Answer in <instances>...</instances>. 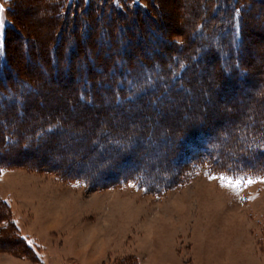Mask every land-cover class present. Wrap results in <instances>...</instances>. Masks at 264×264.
Here are the masks:
<instances>
[{"label":"rangeland","instance_id":"1","mask_svg":"<svg viewBox=\"0 0 264 264\" xmlns=\"http://www.w3.org/2000/svg\"><path fill=\"white\" fill-rule=\"evenodd\" d=\"M113 1L0 0V44L11 74V84L4 90L13 91L4 103L11 109H3L0 115V150L7 151L0 153V264H264V175L234 176L213 164L218 168L214 171L208 163L212 158H201L206 163L196 165L205 149L206 134L197 131L187 145L180 144L183 139L177 134L186 117L194 120L188 128L207 126L213 133L211 139H220L222 153L232 164H237L239 154L249 155L233 147L251 139L248 133L253 121L264 136V104L260 102L264 5L248 16L244 57L253 64L248 86L233 80L226 84L211 59L188 73L198 81L194 110L185 113L180 106L164 107L169 102L163 98L161 110L152 109L146 120L131 123L120 118L129 111L128 103L112 105L101 114L84 107L78 95L86 88V94L97 91L98 99L101 97L97 106H105L102 108H108L107 95L116 94L98 82L91 88L86 83V69L90 80L111 76L105 69L107 63H126L121 49L130 41L136 43L129 46L133 52L147 55L155 66H146L136 57L138 61H131L146 74H138L133 83L123 73L116 74L115 80L142 87L151 77L154 84L167 88V76L157 62L169 64L172 71L174 58L185 56L184 51L177 52L179 46L192 48V38L204 41L203 35L193 37L191 31L197 19L211 13L205 11V0H118L117 6ZM136 5L156 22L144 24L145 13L141 9L133 12ZM150 30L162 38L150 42L155 36L150 37ZM139 35L142 38L137 44ZM208 43L218 42L210 39ZM195 50L194 46L192 52ZM93 59L97 65L92 64ZM56 61L58 72L51 67ZM202 69L204 85L199 78ZM12 74L18 76L16 81ZM151 102V98L144 100L139 108H149L145 105ZM185 102L189 106V100ZM205 107L215 112L205 118ZM161 112L168 115L162 125ZM49 120L57 134L48 132L46 126L33 131ZM155 127V136L160 133L162 138L148 134ZM107 131L112 138L103 136ZM136 131H146L143 139H137L146 146L135 151L131 164H144L159 186L127 181L92 187L89 183H95L93 178L99 172L111 171L109 178L115 179L114 172L121 171L115 168L119 161L113 167L108 156L126 154L137 141ZM234 131L238 135L230 144L229 133ZM119 133L124 139L117 138ZM108 142L115 146L110 149ZM96 144L99 151H92ZM255 144L264 150L260 143ZM247 160L249 166L264 167V154L250 155ZM178 163L183 165L176 174ZM79 167L86 173L75 172ZM82 175L89 177V183Z\"/></svg>","mask_w":264,"mask_h":264},{"label":"trees","instance_id":"2","mask_svg":"<svg viewBox=\"0 0 264 264\" xmlns=\"http://www.w3.org/2000/svg\"><path fill=\"white\" fill-rule=\"evenodd\" d=\"M205 2H206L205 11L209 12L211 14L209 15V17H203L201 20L197 19V22H195L196 25L194 23V25L196 27L194 28L193 31H191L192 33L190 32L193 35V37H201V35H203L205 37L204 41H198V40L195 41V38H192L191 41L193 43H195L194 46L196 47V50L193 52H192V50H193L194 46L192 48H187L186 46H179L177 49V52L178 51H181V52L184 51L185 56H180L179 58H174L175 60L173 59L174 60V63H173L174 68L172 71H170L167 68V66L169 64L165 65L160 60H159L160 63L157 62L158 60L156 61L158 64L157 66L159 67V70L160 71L163 70L162 71L163 75L165 77L166 76L168 77V78L166 77V81L168 83V86H166L167 88H165V86H159V85L154 84L153 81L151 80V77H150L149 81H147V82L145 81V83L143 84L142 87L132 86L128 82L123 83L122 81L118 82L117 80H115V78L117 77L116 74L123 73L124 75H126L130 79L131 83H133V81L135 79H138V77H137L138 74H141L142 77L144 76V74H146V72H144L143 69L142 70L139 69L137 67V64H133V62L131 61V59H136V57L139 58V60H141L144 63V65H146V66H149V67L155 66V62H152L153 60L152 61L148 60L147 55H145V54L140 55V53L139 54L134 53L133 48L129 47L132 44H134L136 46V43L127 41L126 46H124L121 49V52L123 54H125V56H126V59H127L126 63H124V62H122V63L118 62L117 63V62L112 61L111 63L110 62L107 63V65L105 67V69L108 68L109 71H111V73H112L111 76H107L103 80H99V79L96 81H95V79L90 80L91 75L89 73V68L86 69V76H87L86 83H88L91 88L93 86H95L94 85L95 83L98 82L97 84H99L100 86H103L106 90L107 89L109 90L111 88L110 89L111 91H116V94L111 95V98H110V96L107 95V99L109 101L106 103V107H108V108H102L103 105L97 106V103H101V97H100V99H98L99 95H97L98 94L97 91L93 90V89H91L88 92V94H86L85 91H88L89 88H86L85 91L80 92V95H78L79 98L83 101L82 103L85 105L84 107L90 111H94L95 113L101 114V112H103V109H112V105L114 107L115 106L119 107V106H122V105L128 103V106L130 107V109H128L129 111H126L123 114H121L120 118L121 119L123 118V121L130 120L131 123H134V122L137 123V122H142V121L146 120L145 117L147 115H149L148 113H151L152 109L161 110L163 105H164L163 104L164 103L163 98H165L166 100H168L169 104L164 105V107L170 106L172 108L173 106H175V108H179V106H180L181 108H184V111H186L185 113H188L191 110V108H193L192 110H194V108L196 107V106H194V105H196L194 103H197V99H196L197 97L196 96L198 94V91L196 89V87L198 86V81H196L195 78H193V77L192 78L188 77V73H189V71H192L193 68H194V70H197V68H196L197 66L201 67L202 64H209V62H210L209 60H211V59L214 60L213 61L214 62L213 68H215L218 71V75L221 77V79L224 80V82L226 84H229V82L233 80V83H236V84L243 83V84H246L248 86L249 85L248 84L249 79L251 78V75H252V71H251L252 67L251 66L253 65L252 62L249 61V59H245V57H244L245 56L244 49L246 46L245 45L246 44V37L248 36V33H249V31H246V27L249 26V23H250V21L248 20V16H250L251 13L252 14L254 13V11H255L254 8L261 10V8H258V7H259V5H262V7H263L264 0H205ZM213 2H215L216 4ZM113 3L117 6L119 2H118V0H116V1L114 0ZM136 4H137V2H136ZM137 5L134 6L133 12L139 11L141 9L140 10L141 13H145V14H143V15H145L143 17L144 18V20H143L144 24H146L147 26H150V23L152 24V23L156 22L154 20V18L148 14V12H145L142 7L137 6ZM118 11H120V10L118 9ZM225 14L228 15V20H227V18L225 19ZM125 17L126 16L124 15L123 18H125ZM148 18H149V20L147 22ZM255 20H256V18H255ZM261 20L264 21V17H262ZM149 32L150 33H148V34L150 35V37H152L151 34L153 35V33L155 35V32L153 30L152 31L150 30ZM108 34H109L110 44L112 45L113 44L112 38H110L112 36L110 35V33H108ZM140 37H141V35H139V40H137V44L140 43ZM154 37L150 38V42H156L157 40H155V39L162 38L161 36L159 37L158 35H155ZM210 39H215V40L217 39V42H218L217 45H210L208 43V40H210ZM167 42H169V44H171V45H169V46H172L171 48H175V44L173 42H171V41H167ZM204 42H206V43H204ZM167 48H168V46H167ZM117 49L120 50V48H117ZM126 50H129V51L127 52ZM4 52H5V48H3V45L0 44V111H1L0 115H1V113H3V109H6V110L11 109L10 107L7 108L4 105V103H5V100L9 96V92L10 91L13 92L12 90H9L7 92H5V90H4L5 86H8V84H11L9 82L11 79V74L9 73V67H10L9 61L6 58V56H4ZM115 52H116V50H115ZM190 53H192V54H190ZM159 54H160V56L162 55L161 53H159ZM109 56H110V53H109ZM53 59L54 60L56 59V55H53ZM92 64L97 65L98 63L95 59H93ZM51 67L52 68L54 67V69H56V72H58L57 71L58 70L57 61L55 63H53L51 65ZM67 70H69V69H67ZM97 71H101V69H98ZM203 72H204V69L201 70V72L199 74V78L202 80V81H200V83H202L204 85L205 83H204V78H203V75H204ZM12 77L15 78V81H16V79H18V76L14 75V74H12ZM167 83H165V84H167ZM168 88L169 89L171 88V90L169 91ZM219 89L220 90L222 89V87L220 85H219ZM165 94L169 95V97L168 98L163 97V95H165ZM261 94H262L261 95L262 97H261L260 102H262V104H264V82H263V87L261 89ZM207 95L209 96L211 94L209 92H207ZM161 96H162V98H161ZM187 96L188 97L190 96V98L188 99ZM150 98L153 99V102L145 105V106H148L149 108H139V107H141V105H143L144 100H150ZM185 99L189 100V106H187ZM132 104H135V106L136 105L137 106L135 108H131ZM103 107H105V106H103ZM213 109H211V107L210 108L205 107L204 108V115H205L204 117L206 118L208 115L215 112ZM160 114L162 116L160 115L161 121L159 122V124L162 125L164 119H166V117H168V115L165 112H161ZM234 115L236 116V114H234ZM125 117H127V118H125ZM52 121L53 120L47 121L43 126L39 125L40 127L34 128L33 131L35 132V131L41 129L42 127L46 126V127H49L48 132H50L54 135L57 134L56 128L51 127L53 125V123H51ZM183 121H186V123H184L183 127L181 129H178V131H177L178 137L180 136V138L183 139L180 142V144H183V145L189 144L190 138L192 139V136H196L195 134H197V131H201L200 133H202V135L206 134L207 141L205 144H203L205 149L202 150V154H201L203 156L201 157V155H200L199 159H197L199 161V163H196V165L205 164L206 163L205 160H207L208 158H212V162L210 163L208 161V163L210 164L211 167L215 168L214 171H217V169L220 168L219 169L220 171H226V172H228V174L234 175V176H236L237 174H241V173H244L247 176H250V175L251 176H253V175H262L263 176L264 175V167L262 165L261 166L260 165L259 166H249L247 164L249 162V160H247L248 156H250V155L256 156L258 154H260V155L264 154V150H260L261 149L260 147L255 146L256 145L255 143H260L261 146L264 148V136L260 135V132H259L260 129H258L256 120L253 121V124H250V126H249L250 132L248 134L251 136V139L245 138V140H244L245 145L237 143V146L233 147L237 150H240L241 152H242V150H246L249 154V155H247V157L244 156L242 153L239 154L240 156L236 160L237 164H232V163H229L228 161H226V158H225L224 154L222 153L223 152L222 149H224V147L221 146L220 139L217 140L216 137H213L211 139L210 135H212L213 133L208 131L209 129H207V126L204 127V125L201 124L200 127H197V129H192V128H188L189 126L187 125L189 122H192V121L194 122V120L192 118L188 119V117H186V118H184ZM213 126L214 125H210L209 127L213 128ZM238 129H239V127H238ZM136 130H138V129H136ZM154 130H156V127L153 128L152 131H150V133H148L151 137L155 136ZM236 131H234L232 135H230V133H229L230 140H231L230 144H233V140L238 135L235 133ZM58 132H59V130H58ZM123 132L124 133H122V134L125 135L126 131H123ZM257 132H259V134ZM134 133H135L134 140L143 139L142 136H144L143 135L144 133L142 134L141 131H140V133L138 131H136ZM173 133H175V132H173ZM207 134H209V135H207ZM124 135L121 136L119 133L116 136H117V138L124 139V138H122V137H124ZM103 136L105 138H107V137L112 138L110 131L105 132ZM116 136H115V138H116ZM159 136H160V133L155 137L157 138ZM248 141H250V142L247 143ZM151 142L152 141H149V143H147V144L153 145L152 143H154V142H152V143ZM191 142H193V140H191ZM143 143L144 142H142V143L139 142V140L135 141V144L133 143L130 145V149L125 150L127 152L126 154H122V156L118 155L120 157V160H119V157L117 156V154H115V153L108 156V160H110V163H111V165H113V167L115 166L114 163L116 162V160L119 161L118 166H115V168H120L121 171L119 170L120 172H114L113 176L115 179L111 180V178H109V175H112L111 171H108L106 173L104 172L103 174L101 172H99L97 174V177L93 178V181L95 182L94 184L89 183V177L87 175H82V178H83V176H85L84 177V178H86V179H84L85 182L89 183L92 187L97 185V184H101L102 186H104V185L110 186L112 184H116V183L121 184V183H125L127 181H135L144 187H153V186L157 187V185L159 183H157L156 181L151 179L152 173L149 172V170L146 171V166L144 164H143L144 168L142 166H137L136 164H134V165L131 164V162L135 158V154H136L135 151L136 150L141 151V148L146 146V144H143ZM100 144H103V143H100ZM0 145H1V142H0ZM106 145L107 146L109 145L110 149H112L115 146V144H113L111 142H108ZM97 146L98 145L96 144L95 146L92 147L91 150L92 151H99V147H97ZM115 149L116 148H114V151H115ZM0 151H1L0 153L2 155H4V153H7V151L3 152L2 149ZM115 155H116V159H115ZM215 157H216V159H215ZM201 158H204L205 160H203ZM194 161H193V164H194ZM187 164H189V163H187ZM213 164L218 165L219 167L216 169V167H214ZM178 165H179V167H178ZM181 165H183V164L182 163L177 164L176 167L178 169H176L177 170L176 174H179V169H180ZM56 167H58V165ZM69 167L72 169V166H69ZM153 167L154 166L151 165L152 169H153ZM94 168L95 167H93V169ZM52 169L57 170L59 168H52ZM82 169H83L82 167H79L78 169H76L75 172L81 173V174L86 173L84 171H81ZM159 169L163 170V167L161 166ZM183 169H185V168H183ZM124 172H126V174ZM62 174H63V172H62ZM107 174H108V177H107ZM92 175H93V173L89 174L90 177H92ZM71 176L76 177V178H78V177L81 178V175H71ZM146 176L148 178H146ZM100 177H102V180L100 179L101 181H99ZM183 179L181 180V182L184 181ZM162 180H164V179H162ZM113 181H115V182H113ZM165 184H168V180H167V182H165Z\"/></svg>","mask_w":264,"mask_h":264}]
</instances>
